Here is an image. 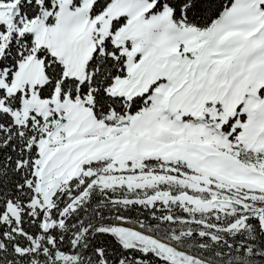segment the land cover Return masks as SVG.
<instances>
[{"label":"snow or ice","instance_id":"1","mask_svg":"<svg viewBox=\"0 0 264 264\" xmlns=\"http://www.w3.org/2000/svg\"><path fill=\"white\" fill-rule=\"evenodd\" d=\"M0 264H264V0H0Z\"/></svg>","mask_w":264,"mask_h":264}]
</instances>
